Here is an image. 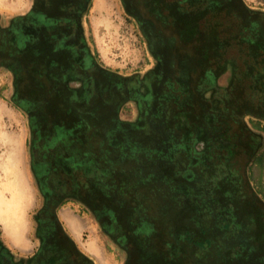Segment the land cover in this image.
<instances>
[{"label":"flooded vegetation","instance_id":"flooded-vegetation-1","mask_svg":"<svg viewBox=\"0 0 264 264\" xmlns=\"http://www.w3.org/2000/svg\"><path fill=\"white\" fill-rule=\"evenodd\" d=\"M121 2L144 35L143 76L121 77L95 56L82 20L91 0H30L7 25L0 13V71L12 73L13 101L29 117L39 191L28 247L0 238V264H97L65 212L83 223V213L93 215L120 264H167L173 259L133 256H153L168 237L155 225L147 233V217L169 227L178 216L184 227L196 211L221 238L198 248L202 260L223 243L243 250L232 264H264V9L245 0ZM216 21L236 30L225 41L242 47L228 60L231 86L216 84L218 61L201 48L200 31L206 44L217 40ZM128 102L136 112L125 119ZM128 142L141 160L120 166L122 155L136 156Z\"/></svg>","mask_w":264,"mask_h":264},{"label":"rangeland","instance_id":"rangeland-1","mask_svg":"<svg viewBox=\"0 0 264 264\" xmlns=\"http://www.w3.org/2000/svg\"><path fill=\"white\" fill-rule=\"evenodd\" d=\"M245 1L254 7L264 9V0ZM29 5L30 0H0L2 23L7 25L11 18L27 10ZM205 5V2L199 1L197 7L203 8ZM82 20L86 39L94 50L95 56L105 67L117 72L121 77L143 76L148 68L145 65L147 51L144 35L137 23L125 11L121 0H91ZM221 22L216 21L215 38L217 40L214 44H206L209 36L203 31L199 32L203 40L201 48L210 50L208 55L206 53L204 55L209 56L212 61H218L215 68L216 84H220L222 79V84L227 81V84L230 83L231 86L233 85L232 79L235 68L231 67V62H228V60L232 61V58H238L242 47L240 44L233 45L225 41V39L234 37L237 34L236 30H233L232 33L225 32L226 26L224 27ZM212 45H214L213 48ZM204 59L209 60L206 57ZM188 69L190 68L187 67L186 70ZM200 71L202 72V70ZM201 78V80H204L205 75L202 74ZM184 88H186V84ZM179 89L182 88L179 87ZM14 91L15 83L12 73L8 70L0 71V238L11 249H15V246L26 249L28 247L26 236L30 233L31 224L37 211L39 191L32 167L30 121L28 115L15 105L13 101ZM135 110L136 105L133 102H128L119 115L126 119L129 116L131 117V114L136 112ZM78 126L81 128L80 124ZM137 138L138 140H134L136 144L139 143V145L145 146L144 139L139 135H137ZM128 143H130L127 146L128 149H131L130 155L136 154V156L122 155L118 158V165L120 166H126L127 160H135L137 163L138 159L141 158V149L139 148L138 151L135 147H131L134 145L132 142ZM177 152L173 148L170 149L173 159L178 160ZM87 166L96 168V160L92 164H87ZM107 174L110 175V172ZM261 176L264 182V160ZM182 198L184 199V196ZM165 206L168 205H163V207ZM198 212L194 213L193 223L186 224L184 227H182V224L179 225L181 221H179L178 216L168 218L169 227L165 226L164 223L159 225V219H156L155 224L152 216L147 217V233H152L155 225L156 227L159 226L154 229L158 235L168 237L161 242L157 239L160 244L152 247L153 256L134 252L133 256L148 260L163 258V256L173 259L167 264H186V260L190 262L187 264H232L237 258H241L243 250L237 248L229 251V249H224L225 245L223 243L219 245L218 251L210 252L212 258L202 260V255H197L199 247L206 246L211 250L212 246H208L210 242L214 239H217L218 243L221 241L220 237L215 238V232L213 228L209 229L210 224L207 220L196 217ZM64 217L72 230L76 232L82 247L94 256L97 264H120L119 249L108 238L101 224L93 215L83 213L82 220L84 223L67 212L64 213ZM205 217L208 218L207 215ZM199 224L207 226L205 232H202L203 227ZM19 230L21 231L20 239L22 241L15 236V232ZM129 234L132 236L133 231ZM240 246L242 245H237V247ZM162 248L163 252L161 251Z\"/></svg>","mask_w":264,"mask_h":264},{"label":"bare ground","instance_id":"bare-ground-1","mask_svg":"<svg viewBox=\"0 0 264 264\" xmlns=\"http://www.w3.org/2000/svg\"><path fill=\"white\" fill-rule=\"evenodd\" d=\"M17 200V199H16ZM3 203V202H2ZM12 203V202H11ZM20 235H21V231L19 230V231H16L15 232V236H16V238L18 239V240H21L22 241V239H20ZM15 236H13V237H15Z\"/></svg>","mask_w":264,"mask_h":264},{"label":"trees","instance_id":"trees-1","mask_svg":"<svg viewBox=\"0 0 264 264\" xmlns=\"http://www.w3.org/2000/svg\"><path fill=\"white\" fill-rule=\"evenodd\" d=\"M260 179V181H262V176L259 178ZM264 190V189H263Z\"/></svg>","mask_w":264,"mask_h":264}]
</instances>
